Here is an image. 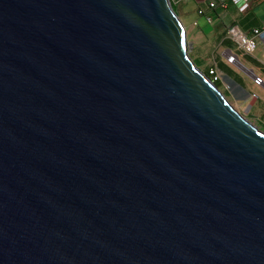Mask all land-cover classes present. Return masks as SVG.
<instances>
[{
    "label": "water",
    "instance_id": "95a60500",
    "mask_svg": "<svg viewBox=\"0 0 264 264\" xmlns=\"http://www.w3.org/2000/svg\"><path fill=\"white\" fill-rule=\"evenodd\" d=\"M171 0H0V264H264V130Z\"/></svg>",
    "mask_w": 264,
    "mask_h": 264
},
{
    "label": "crops",
    "instance_id": "0c3cea01",
    "mask_svg": "<svg viewBox=\"0 0 264 264\" xmlns=\"http://www.w3.org/2000/svg\"><path fill=\"white\" fill-rule=\"evenodd\" d=\"M196 15L191 24V47L202 62L210 63L220 76L224 75L219 65H227L233 70L234 88L245 95L250 107L258 109L264 115V82L262 86L256 85L254 75L264 80V48L262 45L253 52L246 53L241 50L236 42L228 38V29L239 26L244 32L252 33L256 28L264 27V0H252L251 6L246 11H239L232 0H194ZM215 2L214 8L210 3ZM202 9L204 14H199ZM212 15L209 22L206 15ZM187 31V36H188ZM190 45V44H189ZM230 50L237 55L238 62L235 65L227 63L224 53ZM222 81V76L220 78ZM259 92V93H258ZM256 94L257 97L252 95Z\"/></svg>",
    "mask_w": 264,
    "mask_h": 264
},
{
    "label": "rangeland",
    "instance_id": "374dc122",
    "mask_svg": "<svg viewBox=\"0 0 264 264\" xmlns=\"http://www.w3.org/2000/svg\"><path fill=\"white\" fill-rule=\"evenodd\" d=\"M172 5L175 6L176 12L184 23L188 31V42L190 44L189 53L196 65L202 70L206 71L210 67V63L202 62L197 56L196 52L191 47V24L196 15V4L194 0H171ZM223 73L221 91L225 94L229 102L238 109L242 114L249 118L260 129L264 130V115H261L258 109L250 107L245 95L240 94L235 88L234 83L231 82L233 77V70L227 65H219ZM259 93V92H258Z\"/></svg>",
    "mask_w": 264,
    "mask_h": 264
},
{
    "label": "built area",
    "instance_id": "2783aa9c",
    "mask_svg": "<svg viewBox=\"0 0 264 264\" xmlns=\"http://www.w3.org/2000/svg\"><path fill=\"white\" fill-rule=\"evenodd\" d=\"M222 1L223 6H225L224 0ZM232 2L239 11H246L251 6L252 0H232ZM215 6V2L210 3V7L214 8ZM198 13L204 14V11L199 9ZM206 18L209 22H211L213 19L212 15L210 14H207ZM228 38L236 42L238 47L246 53H253L259 48L260 45H262L264 48V27L256 28L250 34L244 32L239 26L233 25L228 29ZM224 55L228 64H237L238 58L236 54L230 50H227ZM209 73L212 76L213 81L219 80L221 78L219 72L215 68L209 69ZM254 82L256 85L262 86L264 80L262 77L254 75ZM252 96L257 97L256 94H253Z\"/></svg>",
    "mask_w": 264,
    "mask_h": 264
},
{
    "label": "trees",
    "instance_id": "16d2710c",
    "mask_svg": "<svg viewBox=\"0 0 264 264\" xmlns=\"http://www.w3.org/2000/svg\"><path fill=\"white\" fill-rule=\"evenodd\" d=\"M174 7V9H175V11H176V8H175V6H173ZM211 79H212V76L210 75V73H209V70H206V71H204ZM213 80V79H212ZM218 86H219V88L222 86V81L219 79V80H216V81H214Z\"/></svg>",
    "mask_w": 264,
    "mask_h": 264
}]
</instances>
